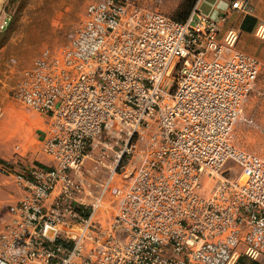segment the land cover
Returning a JSON list of instances; mask_svg holds the SVG:
<instances>
[{"label": "built area", "instance_id": "1", "mask_svg": "<svg viewBox=\"0 0 264 264\" xmlns=\"http://www.w3.org/2000/svg\"><path fill=\"white\" fill-rule=\"evenodd\" d=\"M201 2L179 21L134 0L92 1L62 49L22 71L13 95L46 116L42 150L54 164L0 163L24 191L0 229V264L264 258V157L231 139L261 61L236 48L230 13L252 6L231 0L213 15ZM101 169L95 193L85 174Z\"/></svg>", "mask_w": 264, "mask_h": 264}, {"label": "rangeland", "instance_id": "2", "mask_svg": "<svg viewBox=\"0 0 264 264\" xmlns=\"http://www.w3.org/2000/svg\"><path fill=\"white\" fill-rule=\"evenodd\" d=\"M92 1L95 0H0V21L6 13L12 15L9 26L5 30H0V123L13 118L22 121L24 118L41 115L18 100L13 95V87L22 71L33 66L44 49L50 48L53 52L62 49L70 35L82 23L86 8ZM134 1L147 8L158 9L167 14L173 13V17L184 2V0ZM176 65L177 59L168 73L166 86L174 80ZM256 84V89L243 109L242 116L234 126L231 139L237 147L264 157V66ZM104 136L102 135L101 140ZM18 143L22 145V142L18 141L16 144ZM100 148L101 144L94 149L90 148L91 155L85 162V169L88 171L93 169L95 164L93 158L97 156ZM233 165L235 162L231 160L227 163V167ZM88 171L85 176L91 180L94 190L99 188L97 183L108 176L106 169H101L93 175ZM230 174L236 175L234 171ZM104 209L103 207V214Z\"/></svg>", "mask_w": 264, "mask_h": 264}, {"label": "crops", "instance_id": "3", "mask_svg": "<svg viewBox=\"0 0 264 264\" xmlns=\"http://www.w3.org/2000/svg\"><path fill=\"white\" fill-rule=\"evenodd\" d=\"M230 1L202 0L201 10L205 13L216 15L218 12L226 10ZM250 3L252 6L250 12L240 13L239 10H231L230 13L232 14L234 25L239 30L236 48L256 56L261 61L262 70L264 66V36H260L258 30L261 25H264V0H250ZM171 14L167 15L173 17V13ZM256 85L253 92L256 89ZM251 95L247 98L244 108ZM46 128L47 118L42 114L24 118L22 121L21 119L16 120L13 118L10 121L0 123V163H7L10 168L18 172L35 165L42 167L52 166L54 164L52 157L42 150V141ZM18 141L22 142V145L16 144ZM103 181L97 183L98 186ZM98 190L95 189L94 192L98 193ZM23 194L24 191L18 187L12 172L4 171L0 165V229L9 216L10 206L16 203ZM237 261L240 264H252L253 262L264 264V259H252L245 254H242Z\"/></svg>", "mask_w": 264, "mask_h": 264}, {"label": "trees", "instance_id": "4", "mask_svg": "<svg viewBox=\"0 0 264 264\" xmlns=\"http://www.w3.org/2000/svg\"><path fill=\"white\" fill-rule=\"evenodd\" d=\"M198 0H184V2H182V4L180 5L179 9L175 12L174 17L175 19L179 20V21H185L187 20V18L189 17L193 7L195 6L196 2ZM76 209H79L80 211H82L84 216H88L90 211L88 209L86 210H82L83 207H80L78 205L75 204ZM72 245V244H71ZM235 264H240L238 263V261ZM252 264H258L257 262H253Z\"/></svg>", "mask_w": 264, "mask_h": 264}]
</instances>
